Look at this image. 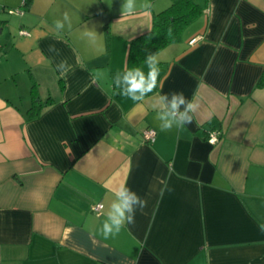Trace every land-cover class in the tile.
Returning a JSON list of instances; mask_svg holds the SVG:
<instances>
[{
	"label": "crops",
	"instance_id": "obj_1",
	"mask_svg": "<svg viewBox=\"0 0 264 264\" xmlns=\"http://www.w3.org/2000/svg\"><path fill=\"white\" fill-rule=\"evenodd\" d=\"M171 1L123 15V0H0V264H264V0H193L200 14L154 53L157 88L134 103L113 77ZM33 92L50 102L29 115ZM172 92L199 108L164 132L151 99ZM122 184L147 206L104 239L93 207Z\"/></svg>",
	"mask_w": 264,
	"mask_h": 264
},
{
	"label": "clouds",
	"instance_id": "obj_2",
	"mask_svg": "<svg viewBox=\"0 0 264 264\" xmlns=\"http://www.w3.org/2000/svg\"><path fill=\"white\" fill-rule=\"evenodd\" d=\"M145 9L151 7L150 4L143 5ZM137 9L136 0H123L121 11L123 15H134ZM71 26V22L67 13L62 19L54 21L55 28L64 30L65 24ZM91 35V34H89ZM50 51L60 55L54 46H50ZM159 61L155 54H147L143 67L127 68L123 72L117 71L113 77V83L119 90V95L125 97L134 103H141L149 97L150 93H154L158 85ZM56 69L61 76L68 75L73 69L66 58H62L56 64ZM151 108L155 112V119L158 121L161 131H171L173 128L183 127L191 124L193 114L199 108V104L193 100H188L182 92H172L170 94L154 95L151 99ZM114 195V199L105 210L104 205L100 204V212L98 214L105 217L101 235L104 239L119 234L126 224L135 222V213L137 210H143L147 206V201L142 199L135 191L127 185H119L110 189ZM165 189L161 190V196ZM167 191H172L167 188ZM95 210V209H94ZM259 230L264 233V223L259 224Z\"/></svg>",
	"mask_w": 264,
	"mask_h": 264
},
{
	"label": "trees",
	"instance_id": "obj_3",
	"mask_svg": "<svg viewBox=\"0 0 264 264\" xmlns=\"http://www.w3.org/2000/svg\"><path fill=\"white\" fill-rule=\"evenodd\" d=\"M200 12V5L193 0H172L167 7L154 12L151 16L150 28L129 41L126 67L139 66L144 62L147 54H154L157 50L179 39L182 29ZM263 86L264 69L256 82V87ZM31 99L29 115L38 114L41 108L50 102L49 98L41 100L34 92Z\"/></svg>",
	"mask_w": 264,
	"mask_h": 264
},
{
	"label": "built area",
	"instance_id": "obj_4",
	"mask_svg": "<svg viewBox=\"0 0 264 264\" xmlns=\"http://www.w3.org/2000/svg\"><path fill=\"white\" fill-rule=\"evenodd\" d=\"M18 10H19V9H16V10H14V11H18ZM10 11L13 12V10H10ZM21 33H22V34H27V32H26L25 30H21ZM197 39H198V37H193V38H191V39L189 40V43H190V44H193V43H195V42L197 41ZM141 136H142V139H143L144 141H146V142H151V141H153V139H154V136H155V130L150 129V128H148V129H144V130L142 131ZM207 140H208V142H209L210 144H212V145H215V144L219 143L220 140H221V131H220V130H217V129H212V130H210V131H209V134H208V137H207ZM99 205H100V203L97 204V205H95V206L93 207V211H94L96 214H98V213L100 212ZM94 209H95V210H94Z\"/></svg>",
	"mask_w": 264,
	"mask_h": 264
},
{
	"label": "rangeland",
	"instance_id": "obj_5",
	"mask_svg": "<svg viewBox=\"0 0 264 264\" xmlns=\"http://www.w3.org/2000/svg\"><path fill=\"white\" fill-rule=\"evenodd\" d=\"M13 34L16 35V36H18L17 33H16L15 31H13Z\"/></svg>",
	"mask_w": 264,
	"mask_h": 264
}]
</instances>
